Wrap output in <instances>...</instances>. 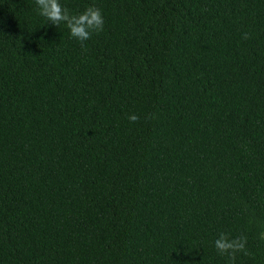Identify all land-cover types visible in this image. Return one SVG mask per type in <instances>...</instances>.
Listing matches in <instances>:
<instances>
[{"label": "trees", "instance_id": "obj_1", "mask_svg": "<svg viewBox=\"0 0 264 264\" xmlns=\"http://www.w3.org/2000/svg\"><path fill=\"white\" fill-rule=\"evenodd\" d=\"M59 2L0 0V264H264V0Z\"/></svg>", "mask_w": 264, "mask_h": 264}, {"label": "clouds", "instance_id": "obj_2", "mask_svg": "<svg viewBox=\"0 0 264 264\" xmlns=\"http://www.w3.org/2000/svg\"><path fill=\"white\" fill-rule=\"evenodd\" d=\"M37 10L46 21H50L53 25L60 26L61 23L65 24L69 29L71 37L80 41L83 44L84 41L91 38V35L103 31L104 17L101 9L89 5L82 12L76 15L70 14L69 10L63 7L59 0H35ZM244 39H248V33L243 34ZM128 119L132 122H136L139 117L135 114L128 116ZM264 238V234H262ZM245 236H239L230 238L228 233L220 232L218 238L214 241V246L218 254L227 256L229 264H234L235 254L237 252L246 253Z\"/></svg>", "mask_w": 264, "mask_h": 264}]
</instances>
